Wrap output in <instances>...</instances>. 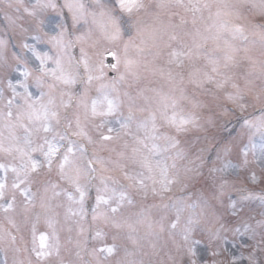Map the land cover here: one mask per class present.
Returning a JSON list of instances; mask_svg holds the SVG:
<instances>
[{
	"label": "snow or ice",
	"instance_id": "1",
	"mask_svg": "<svg viewBox=\"0 0 264 264\" xmlns=\"http://www.w3.org/2000/svg\"><path fill=\"white\" fill-rule=\"evenodd\" d=\"M0 16V264H264V188L238 187L207 135L252 108L264 139V0H0Z\"/></svg>",
	"mask_w": 264,
	"mask_h": 264
},
{
	"label": "rangeland",
	"instance_id": "2",
	"mask_svg": "<svg viewBox=\"0 0 264 264\" xmlns=\"http://www.w3.org/2000/svg\"><path fill=\"white\" fill-rule=\"evenodd\" d=\"M27 3L28 0H25ZM58 3H63V0H57ZM67 10H65V13ZM49 17H56V13L49 12ZM27 24V20L24 21ZM55 22V21H54ZM47 23V21H46ZM47 30V29H46ZM127 39V37H125ZM31 42V41H30ZM110 46V45H108ZM78 50L74 49V54L79 55V46L77 47ZM44 50H47L45 47ZM107 56L105 58V64H107ZM116 63V62H115ZM111 70H108V75L110 76ZM252 108H248L246 113H240L236 112L235 114H229L227 116H221L216 121L215 127H210L208 129L207 135L209 138H214L216 144H227L231 151L229 153L224 154L227 160L231 161L233 165H236V173L234 174L231 179L237 184L238 187H250L253 188L254 191L260 192L262 188H264V184H260L257 182L255 185H252L249 183L248 177L251 175V173L254 171L257 176H259L264 170V164L261 163L259 157H260V145L261 143H264V139L260 136L259 133H254V130L249 129L247 126L243 124L242 119H240L241 116H247L250 114ZM258 115V112L257 114ZM204 133H190L187 137L184 139L191 145L192 150L195 151L197 148L203 146V137ZM197 136H200V139L197 140ZM243 142V144H242ZM252 145H255V155H253V149ZM248 152L247 159L249 161V164L246 167H239L240 163L244 159V151ZM235 198V197H233ZM90 202V201H89ZM151 202V201H149ZM246 206L243 209V216L244 218H247L248 216L255 217L256 219L260 218V201L259 200H252L245 202ZM92 204L90 203V206ZM87 206V205H86ZM88 216L87 220L91 221V211H88L86 209ZM0 225H3L4 227H9L7 224V221L4 220L3 215L0 214ZM87 226V225H86ZM39 228L41 231L44 230V225H39ZM62 239L65 238L68 234L62 233ZM72 235H75L73 233ZM26 238L30 240V236H27ZM107 242L112 243V235L111 233L107 237ZM119 243L120 241H116ZM233 241L231 236L229 235L228 239V252L224 253V256L222 258L226 260H230L231 257L229 255V252L235 251L237 255L240 254L242 249L238 250L234 248ZM89 246H92V242L90 240ZM243 255H247V252L244 251ZM0 259H3V253H0Z\"/></svg>",
	"mask_w": 264,
	"mask_h": 264
}]
</instances>
